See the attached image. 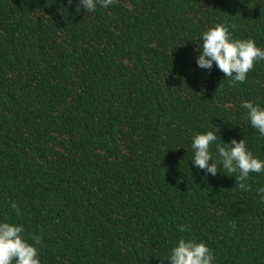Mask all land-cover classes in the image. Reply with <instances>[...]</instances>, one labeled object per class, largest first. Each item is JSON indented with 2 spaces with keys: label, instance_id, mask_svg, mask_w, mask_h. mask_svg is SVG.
<instances>
[{
  "label": "trees",
  "instance_id": "trees-1",
  "mask_svg": "<svg viewBox=\"0 0 264 264\" xmlns=\"http://www.w3.org/2000/svg\"><path fill=\"white\" fill-rule=\"evenodd\" d=\"M216 24L264 50V0H0V222L40 237V264H170L180 239L264 264V171L246 191L192 162L207 131L213 159L244 138L264 160L241 107L264 108V60L235 87L198 67Z\"/></svg>",
  "mask_w": 264,
  "mask_h": 264
},
{
  "label": "clouds",
  "instance_id": "clouds-1",
  "mask_svg": "<svg viewBox=\"0 0 264 264\" xmlns=\"http://www.w3.org/2000/svg\"><path fill=\"white\" fill-rule=\"evenodd\" d=\"M115 0H80V4L87 11H95L97 6L108 7ZM71 4L72 0H68ZM203 46L200 51L197 65L202 69L211 70L213 63L229 78V86L235 87L237 83H243L247 74L253 69L257 60H264V50L257 47L253 39H233L229 28L224 24H216L202 34ZM242 108L247 109V118L252 127L258 129L264 136V108L254 105L251 101H244ZM219 132V128L216 130ZM217 141V135L213 131L200 133L193 137L194 149L193 164L197 169H203L206 173L215 176L218 165L229 174L238 173L235 180L240 189L250 191L246 181L250 173L264 171V160L255 157L246 145L245 139L239 142L235 138L230 143L216 144V151L221 158L213 159L211 146ZM212 163H209V161ZM258 193L264 200V187H260ZM12 208L16 214H20L19 206L13 202ZM235 228V224L230 225ZM180 231H186V227L179 226ZM34 243H29L24 236V228L21 225L9 222H0V264H40L39 249L35 245L41 244L38 236H33ZM215 256L213 251L201 240L180 239L178 246L171 250L168 257L170 264H213Z\"/></svg>",
  "mask_w": 264,
  "mask_h": 264
}]
</instances>
